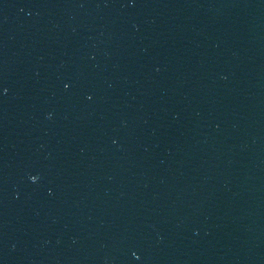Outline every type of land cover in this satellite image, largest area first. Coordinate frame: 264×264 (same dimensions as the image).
I'll return each instance as SVG.
<instances>
[{"label": "water", "instance_id": "water-1", "mask_svg": "<svg viewBox=\"0 0 264 264\" xmlns=\"http://www.w3.org/2000/svg\"><path fill=\"white\" fill-rule=\"evenodd\" d=\"M0 264H264V0H0Z\"/></svg>", "mask_w": 264, "mask_h": 264}, {"label": "clouds", "instance_id": "clouds-1", "mask_svg": "<svg viewBox=\"0 0 264 264\" xmlns=\"http://www.w3.org/2000/svg\"><path fill=\"white\" fill-rule=\"evenodd\" d=\"M30 179L33 180V181H35L37 179V177L32 176V177H30Z\"/></svg>", "mask_w": 264, "mask_h": 264}]
</instances>
